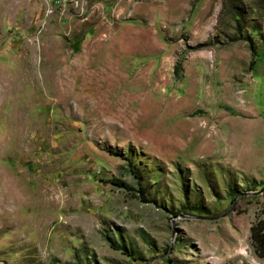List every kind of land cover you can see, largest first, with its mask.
I'll return each instance as SVG.
<instances>
[{
	"label": "rangeland",
	"instance_id": "374dc122",
	"mask_svg": "<svg viewBox=\"0 0 264 264\" xmlns=\"http://www.w3.org/2000/svg\"><path fill=\"white\" fill-rule=\"evenodd\" d=\"M263 188L264 0H0V264H264Z\"/></svg>",
	"mask_w": 264,
	"mask_h": 264
},
{
	"label": "trees",
	"instance_id": "16d2710c",
	"mask_svg": "<svg viewBox=\"0 0 264 264\" xmlns=\"http://www.w3.org/2000/svg\"><path fill=\"white\" fill-rule=\"evenodd\" d=\"M248 239L254 255L264 259V218L255 221L249 227Z\"/></svg>",
	"mask_w": 264,
	"mask_h": 264
},
{
	"label": "crops",
	"instance_id": "0c3cea01",
	"mask_svg": "<svg viewBox=\"0 0 264 264\" xmlns=\"http://www.w3.org/2000/svg\"><path fill=\"white\" fill-rule=\"evenodd\" d=\"M247 80L251 81V77H249V78L247 77Z\"/></svg>",
	"mask_w": 264,
	"mask_h": 264
},
{
	"label": "water",
	"instance_id": "95a60500",
	"mask_svg": "<svg viewBox=\"0 0 264 264\" xmlns=\"http://www.w3.org/2000/svg\"><path fill=\"white\" fill-rule=\"evenodd\" d=\"M262 190H264V188Z\"/></svg>",
	"mask_w": 264,
	"mask_h": 264
}]
</instances>
